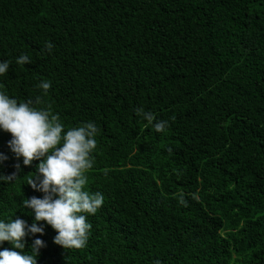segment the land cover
Segmentation results:
<instances>
[{
	"label": "trees",
	"instance_id": "16d2710c",
	"mask_svg": "<svg viewBox=\"0 0 264 264\" xmlns=\"http://www.w3.org/2000/svg\"><path fill=\"white\" fill-rule=\"evenodd\" d=\"M0 60V89L99 130L86 245L64 250L45 225L37 264H264V0H0ZM37 163L0 182V219L32 222Z\"/></svg>",
	"mask_w": 264,
	"mask_h": 264
},
{
	"label": "clouds",
	"instance_id": "9594fccd",
	"mask_svg": "<svg viewBox=\"0 0 264 264\" xmlns=\"http://www.w3.org/2000/svg\"><path fill=\"white\" fill-rule=\"evenodd\" d=\"M50 53L53 45L46 41ZM17 64L31 62L27 54L16 58ZM9 69L8 60H0V74ZM50 81L37 85L45 93ZM41 104V96L18 101L0 89V131L10 134L7 147L17 158L10 173L0 172V182L20 178L21 164L29 166L38 161L26 184L41 196L22 199L21 208L31 209L32 222L16 216L0 219V244L7 241L11 247H0V264H37L40 249L46 247L41 237L45 225L55 230L53 243L65 249H79L86 245L91 223L87 216L95 214L104 202V194L85 188L86 170L92 167V152L96 148L98 128L93 121L65 128L58 115ZM143 119L152 122L153 113L142 108L135 110ZM168 120L157 119L152 127L164 131ZM8 156L0 152V165ZM181 199H183L181 197ZM42 222V223H41ZM40 234V235H36ZM26 237L31 244L26 249ZM152 264H161L159 259Z\"/></svg>",
	"mask_w": 264,
	"mask_h": 264
}]
</instances>
